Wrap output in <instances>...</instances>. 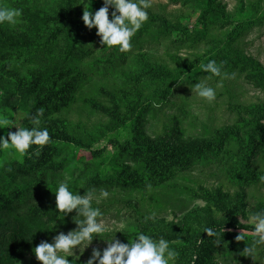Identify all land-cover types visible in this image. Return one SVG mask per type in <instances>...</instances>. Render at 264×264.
<instances>
[{
	"label": "rangeland",
	"instance_id": "374dc122",
	"mask_svg": "<svg viewBox=\"0 0 264 264\" xmlns=\"http://www.w3.org/2000/svg\"><path fill=\"white\" fill-rule=\"evenodd\" d=\"M16 1L23 8H29L44 17L59 19L63 18L62 14L68 13L74 27L83 22L85 5L93 11L99 9L98 0ZM218 7L224 10L225 15L228 14L226 19L231 18L235 23H239L262 16L264 0H212L207 5H202L198 0H151L148 19L132 37L129 50L121 52L116 46L101 45L100 41L88 43L87 49L90 51L84 52L80 64L85 79L76 84L61 99L65 101L59 109L49 115L52 121L65 122L64 128L69 133L84 136L86 141L94 138L90 140L93 142L91 147H83L79 153L88 154L90 148H105L110 153L109 159L101 162L100 167L96 166L93 172L92 168H85L81 161H77V164L72 163L57 173V180H73L75 177V180L83 183L88 176L87 182L98 174L107 177L108 183L86 189L94 190L95 196L99 198V203L94 200L93 204L104 213L106 222L113 227L116 224H124L126 233L117 231L116 238L127 243L129 235L134 236L136 231H143L157 238L163 236L172 242L171 247L178 252L175 264L195 263L191 254L194 236L205 227L235 220L252 223L249 215L264 209V182L255 178L249 181L235 180L234 176L237 174L231 170L232 161H220L238 153L240 144L235 140H230L219 149L182 155L176 162L172 177L166 178L159 186L155 185V176L151 178L150 172H118L116 164L110 158L122 153L123 146H128L119 160L121 163L134 164L130 152L135 147L133 141H139V138L143 146L159 141L185 144L192 138L205 135L206 131L222 133L234 124L236 118L233 110L235 111L236 107L240 106L246 110L253 103L264 100V89L257 88L243 79L223 81L214 79L212 75H206L202 80L216 90V97L212 101L199 97L189 84L176 85L173 95L162 107L159 104L151 105L147 94L133 90L131 80L141 72V62L175 68L174 55L196 59L207 50L211 45L208 42L190 46V43H175L173 40L182 37L188 30L202 27L201 10H220ZM111 11L112 7L109 10L110 18ZM209 30L212 38H221L224 35V30L218 26H210ZM158 35H161V38L156 40L155 36ZM239 45L264 64V29L256 26L243 40L241 39ZM8 61L6 59L4 64ZM2 65L3 63L0 70ZM31 67L24 56L16 65L10 66L7 74L15 80H20L19 76L28 75ZM93 101L121 112L119 116L124 118L131 114V118L126 124L111 128L109 116L95 107ZM144 105L151 107V110L140 125L134 117ZM0 112H3L1 107ZM12 114L16 123L24 126L27 113L16 109ZM178 115L181 120L176 119L175 116ZM16 130V125L6 126L0 128V135L6 136L7 131ZM53 130L59 133L60 129L53 126ZM73 145L76 146L75 143ZM256 152L252 168L253 174L260 176L264 174V150ZM12 158L14 156L5 159V154L0 152V168L7 169L8 161ZM137 182H140L138 188L134 187ZM83 186L75 190L83 194L86 191ZM101 189L109 192L107 198L99 197ZM38 193L39 191H33L15 211L27 208L29 204L42 206L35 196ZM75 215L76 211L73 210L63 218L66 222H72ZM11 216L4 212L3 222L8 224ZM149 216H154V219H146ZM72 229H75V226L70 224L61 231L67 233ZM6 230V227L1 229L0 239L6 238ZM242 231L247 234L246 240L237 241L235 237ZM248 243H253V231L227 229L198 251L200 257H194H199L198 264H264V244L256 246L253 256L242 254ZM106 246L107 241L96 236L82 253L77 247L74 255L68 259L79 256L77 264H86L93 248L102 250ZM6 264L42 262L32 255H26L20 261H9Z\"/></svg>",
	"mask_w": 264,
	"mask_h": 264
},
{
	"label": "trees",
	"instance_id": "16d2710c",
	"mask_svg": "<svg viewBox=\"0 0 264 264\" xmlns=\"http://www.w3.org/2000/svg\"><path fill=\"white\" fill-rule=\"evenodd\" d=\"M198 1L202 5L212 2ZM103 3L104 0H98L99 8ZM0 4L21 8L24 13L21 22L14 26L6 22L0 24V65L3 63L0 70V107L3 111L13 112L19 109L27 113L24 122L26 127L32 126L30 116L34 115L37 109L43 108L40 126L47 127L50 136L49 142L45 145L31 146L23 157L14 156L9 160L7 169L0 168V234L3 227L7 229L6 238L0 239V264H6L9 261H20L26 255L35 257L34 247L42 240L51 242L54 235L70 224L76 228L75 220L66 222L57 212L55 193L52 190L59 182L57 173L72 163L77 164V161H81L85 168H92L93 172L96 166L100 167L101 162L109 159L110 153L105 148H90L88 154L79 153L83 147H91L93 142L90 140L94 138L86 141L84 136H77L65 130V122L49 119V115L64 103L65 100L61 99L85 79V73L80 66L83 54L90 51L87 49L89 42L100 41L95 26L89 29L84 22H80L74 27L68 13L62 14L63 18L59 19L44 17L36 11L23 8L16 0H0ZM218 8L220 10L214 8L201 10L202 27L188 30L182 37L173 40L175 43H190V46L208 42L211 45L207 50L196 59L174 55L175 68L141 62V72L131 80L133 90L144 92L150 97L151 105L159 104L162 107L173 95L176 85L189 84V87H194L197 81L211 75L201 70V65L210 59L218 64L222 63V75H212L214 79L223 81L243 79L257 88L264 89V64L239 45L241 39L243 40L256 26L264 29V12L257 18L235 23L234 19H226L228 14L225 15L224 10ZM210 26L223 29L224 35L221 38H212L209 33ZM155 37L157 40L161 35ZM23 55L32 67L29 68L28 75L19 76L20 80H15L7 71L9 72L11 65H16L23 59ZM6 59L9 61L4 64ZM17 74L19 75V72ZM93 102L95 107L109 116L111 128L126 124L131 118V114L124 118L119 116L121 112H116L102 103ZM150 110L151 107L144 105L134 117L136 123L142 125ZM233 113L236 118L234 124L222 133L206 131L205 135L192 138L185 144L159 141L143 146L139 138V141H133L135 147L130 152L134 164L121 163L119 160L128 146H123L122 153L111 156L110 160L116 164L118 172L128 171L133 174L150 172L151 178L155 176V185L159 186L166 178L172 177L176 162L182 155L219 149L230 140H235L240 144L238 153L220 161L222 163L232 161L231 170L237 174L234 176L235 180L249 181L254 178L257 180L259 176L253 174L252 165L256 151L264 150V100L253 103L246 110L238 106ZM175 117L181 120L179 115ZM52 125L60 129L59 133L53 130ZM87 178L83 183L75 180V177L73 180H67L74 190L79 189L81 185L86 189L108 183L107 177L102 174L90 178L88 182ZM139 184L140 182H137L134 187L138 188ZM33 191H39L35 196L42 206L29 204L31 206L15 211ZM4 212L12 215L8 224L3 222ZM55 220L53 229H37L32 233L34 229L47 227ZM210 227L217 229L216 236H208L203 231L194 236L191 250L194 264H198L200 257L198 251L227 229L253 231L252 223L239 220L218 223ZM195 255L199 257L196 258Z\"/></svg>",
	"mask_w": 264,
	"mask_h": 264
},
{
	"label": "clouds",
	"instance_id": "9594fccd",
	"mask_svg": "<svg viewBox=\"0 0 264 264\" xmlns=\"http://www.w3.org/2000/svg\"><path fill=\"white\" fill-rule=\"evenodd\" d=\"M110 6L112 7L111 18ZM150 6L151 0H104L103 5L95 11L85 5L82 20L89 29L95 26L101 45L116 46L119 51L124 52L131 48L132 37L147 21ZM22 13L21 8L0 4V24L6 22L14 26L21 22ZM201 70L214 76H221L222 63L218 64L210 59L201 65ZM192 90L207 101H212L216 97V90L204 81H197ZM43 112V108H40L30 116L31 127L16 123L11 111L0 112V128L11 125L17 127L16 131H7L6 136L0 135V152L5 154V159L9 156L23 157L31 146H43L49 142L48 128L40 126ZM259 180L264 182V174L259 176ZM52 190L55 193L56 209L61 214L60 217L75 210L76 215L73 219L77 227L67 233L60 231L52 237L51 242L42 240L34 247L35 257L42 264H77L79 256H75L72 260L68 257L74 255L77 247L82 253L96 236L107 241V246L102 250L93 248L86 264H175L178 252L171 247L172 242L163 236L157 238L143 231H136L134 236L129 235L127 243L117 239L116 232H125V226L120 223L113 227L105 221L104 213L93 204L94 200L97 204L99 203L94 190L86 189L81 194L70 186L67 178L59 181ZM108 196L109 192L101 189L99 197L107 198ZM146 219H154V216L146 217ZM249 220L253 223V243H248L242 254L254 256L256 246L264 244V209L251 213ZM55 224L56 220L49 223L47 227L34 229L32 233H35L37 229H53ZM203 232H206L208 236L218 234L217 229L213 227H205ZM107 233L114 234L107 236L105 235ZM246 235L242 231L235 239L246 240Z\"/></svg>",
	"mask_w": 264,
	"mask_h": 264
}]
</instances>
